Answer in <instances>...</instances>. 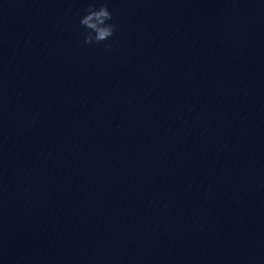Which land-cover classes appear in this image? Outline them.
Masks as SVG:
<instances>
[{"label":"clouds","instance_id":"obj_1","mask_svg":"<svg viewBox=\"0 0 264 264\" xmlns=\"http://www.w3.org/2000/svg\"><path fill=\"white\" fill-rule=\"evenodd\" d=\"M112 19V13L106 5L99 8L90 6L79 21L80 25L88 30L84 34V43L99 44L112 37L116 29L114 23H108Z\"/></svg>","mask_w":264,"mask_h":264}]
</instances>
